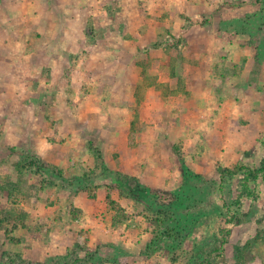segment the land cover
Instances as JSON below:
<instances>
[{
	"label": "rangeland",
	"instance_id": "1",
	"mask_svg": "<svg viewBox=\"0 0 264 264\" xmlns=\"http://www.w3.org/2000/svg\"><path fill=\"white\" fill-rule=\"evenodd\" d=\"M263 158L264 0H0V264H264Z\"/></svg>",
	"mask_w": 264,
	"mask_h": 264
},
{
	"label": "trees",
	"instance_id": "2",
	"mask_svg": "<svg viewBox=\"0 0 264 264\" xmlns=\"http://www.w3.org/2000/svg\"><path fill=\"white\" fill-rule=\"evenodd\" d=\"M31 163H34V161L31 160ZM19 165H20L19 166L20 169H24V168L28 167V166H26L25 163H20ZM244 171H248V176H250L252 178L258 177V175L260 173L264 174V158H263L261 166L259 168H257V169L256 168H252V167H250L248 165H246V166L241 165V166H236L234 168H224L222 170V175L223 176H234V175H237V174H239L241 172H244ZM6 188H8V187H6ZM97 188H99V187L94 186L92 184H89L87 190L89 191L90 195L94 196L95 195V191L97 190ZM108 200H110L109 203L111 204V206H112V208L114 210H117L119 215H125V212H123L121 210L122 208H120L119 202L116 201V200H113L111 198L110 194H108ZM21 216L22 215L20 214V215H14V217L13 216L10 217V220H14L13 227H12V230L10 232L15 231L16 229L19 228V226H22L24 224V217H21ZM120 221H122V220H120ZM174 231H175L174 229L168 230V236L169 237H174V236L179 237L181 235L180 231H176V232H174ZM178 239H180V237ZM195 255H197L196 258H195L196 263L204 264V262L209 263V261H210L208 258H206V259L204 258V259H202L200 261L199 260V254L196 253Z\"/></svg>",
	"mask_w": 264,
	"mask_h": 264
}]
</instances>
